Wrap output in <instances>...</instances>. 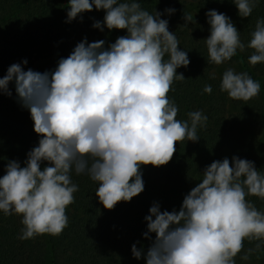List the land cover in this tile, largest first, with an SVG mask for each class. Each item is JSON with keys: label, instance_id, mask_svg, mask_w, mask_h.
I'll return each instance as SVG.
<instances>
[{"label": "clouds", "instance_id": "clouds-1", "mask_svg": "<svg viewBox=\"0 0 264 264\" xmlns=\"http://www.w3.org/2000/svg\"><path fill=\"white\" fill-rule=\"evenodd\" d=\"M259 2L232 0L241 18L249 17ZM67 7L65 22L95 8L104 16L93 28L122 29L126 35L107 47L104 40L82 39L54 70H23L27 60H22L0 78V93L11 96L8 85L13 84L16 100L28 110L33 131L41 137L23 167L9 161L0 176V213L21 217V240L57 236L67 227L66 208L79 190L73 174L95 182L98 202L111 210L143 191L142 165L167 164L176 143L197 141V129L208 119L201 110L188 112L186 120L176 118L179 109L168 93L174 80L185 79L176 70L190 61L160 12L150 13L138 0H68ZM205 15L210 64H224L245 48L252 50L249 65L264 63V18H257L245 44L224 13L213 9ZM186 19L193 17L185 14ZM260 87L247 72L229 67L219 91L246 102ZM211 92L205 84L203 93ZM42 162L47 166L42 168ZM249 196L264 200V172L235 156L231 165L227 158L213 161L178 211H161L158 203L152 204L143 233L150 245L143 252L133 244L132 256L139 260L143 253L145 264H236L244 241H255L240 257L247 261L264 246V211Z\"/></svg>", "mask_w": 264, "mask_h": 264}, {"label": "trees", "instance_id": "trees-1", "mask_svg": "<svg viewBox=\"0 0 264 264\" xmlns=\"http://www.w3.org/2000/svg\"><path fill=\"white\" fill-rule=\"evenodd\" d=\"M188 1L193 2L203 16H189L185 11ZM138 2L150 13L160 12V18L168 21V30L179 40L178 48L187 51L190 63L176 70L185 79L174 80L168 93L179 109L176 118L186 120L187 113L196 110L208 117L206 126L197 129V141L176 143V152L165 165H142V177L192 188L199 183L206 166L224 158L231 165L233 156L252 161L258 171L264 172V63L251 66L248 57L252 50H237L228 62L238 60L242 72H247L261 87L259 94L246 102L232 100L219 91L224 71L218 75L212 72L215 65L208 62L204 43L210 27L205 13L214 9L230 18L241 41L247 44L257 18H264V0H260L246 18L238 16L232 0ZM168 8L175 11L168 14L165 12ZM55 11V0H0V78L10 65L24 60L29 50L67 57L82 39L91 43L110 38L115 42L126 35L122 29L93 28L92 24L102 22L104 16L103 10L95 8L68 22L65 31H58L45 23ZM185 14L193 19L185 20ZM205 84L211 85L210 94L203 93ZM8 88L11 96L0 93V176L5 174L9 161L15 160L23 167L26 154L41 138L33 131L28 110L16 100L13 84L9 83ZM44 166L47 162L41 163V167ZM72 181L79 190L73 194L74 202L66 208L68 225L57 236L43 234L21 240L18 238L23 227L21 217L0 213V264H45L48 259L50 264H145L143 253L139 260L132 256L131 246L136 244L137 249L146 252L150 245L151 240L143 236L144 217L150 207L138 204L133 197L128 202H118L111 210L104 209L95 196V182L86 175L75 174ZM246 198L264 211V200L255 196ZM149 236L154 239L155 234ZM255 243L244 241L243 249L235 258L236 264H264V246L254 251L247 261L240 259Z\"/></svg>", "mask_w": 264, "mask_h": 264}, {"label": "rangeland", "instance_id": "rangeland-1", "mask_svg": "<svg viewBox=\"0 0 264 264\" xmlns=\"http://www.w3.org/2000/svg\"><path fill=\"white\" fill-rule=\"evenodd\" d=\"M55 3L56 11L45 23L52 25L58 31H65L68 27V22H65L67 18L68 0H55ZM185 11L189 16H203L201 10L191 1L186 3ZM102 40L105 41V47L114 42L110 38H103ZM61 58L66 57L56 56L51 53H42L35 49L29 50L24 56V60H27L26 70L32 69L41 73L54 70L57 61ZM229 67L233 68L236 72H242L241 64L236 59L221 65H215L212 72L218 75ZM142 180L144 189L134 197L136 202L138 204L147 205L148 207H151L153 203H158L161 211H172L173 209L178 211L183 197L191 190V188L179 184L158 183L149 181L143 177ZM45 264H50L49 259L46 260Z\"/></svg>", "mask_w": 264, "mask_h": 264}]
</instances>
